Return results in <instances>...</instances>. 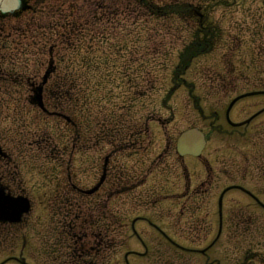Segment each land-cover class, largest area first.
Wrapping results in <instances>:
<instances>
[{
    "label": "rangeland",
    "instance_id": "rangeland-1",
    "mask_svg": "<svg viewBox=\"0 0 264 264\" xmlns=\"http://www.w3.org/2000/svg\"><path fill=\"white\" fill-rule=\"evenodd\" d=\"M38 3H41L42 0H36ZM48 1V0H47ZM149 1V0H147ZM154 4L157 5H165L168 6L171 2H186L189 3L190 1L193 2H204L203 0H152ZM221 1V0H220ZM50 4L52 3H63L64 8L67 12L68 6L70 4H73L75 8H77L79 14L81 17L86 18L88 20L87 22V27H89V33L94 34L98 36L94 30V27L92 25V22L94 23L93 17L87 12L88 9H91L92 6H99L101 4L107 5L110 7L109 13L106 15L107 18L103 20V25L108 28L109 31L112 29L114 30L112 32V39L117 38L118 40H122L124 35H129L131 41H128L126 43H119L123 45L124 49L126 50L127 53H133L135 58H140V60L143 62H147L150 64L152 72L155 74H158V83L162 85V93L169 88L172 85L171 82V77H172V69L173 66L176 64V52L175 48H169L166 49L170 44H172V40L175 38L176 32L174 31L173 28V20L179 26H184L188 25L186 24V21L188 20L189 16L187 12H184L183 10H180L181 14L179 15V19L175 17L174 15L171 16V14L167 15L166 17H161L158 18L152 14H149L148 10L146 7H144L139 0H49ZM222 5L218 6L219 13L224 12V13H230L232 11H239L241 8L240 6L243 4L245 6L252 5L253 2L246 3L244 0H236L231 1V0H223L221 1ZM215 3V2H214ZM130 6L131 12H130V21L128 24H124L125 26H120L116 25L121 21L120 13L126 6ZM214 6H211V9ZM102 16V15H100ZM27 20V19H25ZM52 19L48 17L47 15H44L42 17V20L39 22L44 23L45 25L51 24ZM75 22H78L77 20ZM172 22V23H171ZM17 23L16 21H13L12 24ZM167 25L170 27L167 28ZM157 29L158 33L160 36L157 34ZM108 30H104V33L102 36H99V39H104L105 40V35L107 34ZM180 32V31H179ZM185 33L181 30L180 36L182 34L185 35ZM102 41V42H103ZM99 42L100 41H95ZM107 46L106 44H102L101 46ZM120 50V49H118ZM165 51V52H164ZM113 52V51H112ZM164 52V53H163ZM143 56V58H141ZM36 55L34 58L36 59ZM32 57H25L22 58V60L25 59H31ZM33 69V68H31ZM35 70V69H33ZM194 70L193 68L192 71H190L186 78L187 80L191 81L193 80L194 77ZM45 71L43 72V74ZM13 77L11 76V79ZM162 93L160 92L159 86L157 87L155 91V95L153 97V100L155 101L156 99H160ZM175 97L172 99L170 97L168 101V105L166 109H163V116L170 115L169 122L173 125L170 126V129H173L175 131L180 130L181 128H186V126L189 125H194L200 127L204 132H207L210 134L211 137V146L209 148V151L207 152L206 158L207 159H213L217 158L218 156L222 158H229L230 160L226 164L227 171L229 170L230 172L233 173H238L239 171H248V169H245V164L242 163V160H237L239 158H242L243 156H249L252 159H257L259 157L264 158V111H260L262 107H264V102L263 101H250V99L245 98L244 101L240 104H238L235 109L232 110V113H230L229 118H233L234 122H240L244 121L246 118L255 115V120L247 126L246 129L241 128V132L244 131L246 135H243L241 133H226L224 131L228 130L229 128L221 126L222 129L219 128H213L218 126L217 124H211L210 119H204L201 118L199 111L196 110L195 108H192L191 102L187 99V95L185 91H182L181 89L176 91ZM227 101L222 102L218 101L215 103L212 102H207L206 108L204 109L207 114L211 115L215 110L222 111V114L225 112V104ZM225 106V107H224ZM246 107H253V110H247ZM29 109V108H28ZM26 119L28 122L33 123L34 125L29 126V131L28 135H32L35 131H39L41 134V131L43 129L48 130L47 134H53V131L56 130V127L54 126L55 119L51 118L50 121L46 122L44 119L36 121L35 118V113L31 111V109L28 110V112L25 114ZM231 118V120H232ZM80 120V118L78 117ZM37 122V125L35 123ZM224 130V131H222ZM61 128H58L57 134H60ZM229 131V130H228ZM248 136L252 137L250 140H246ZM244 140L246 142L244 143ZM244 143V144H243ZM217 150H220L218 153H216ZM145 160L148 162L151 160L150 156H145ZM177 161L179 158L177 157ZM174 154L169 153L168 154V161L172 165L168 166H159L158 168L154 169L158 177L161 178H169V176L172 173L180 172L181 169L183 168V164L180 161L176 162ZM191 158L186 159L187 164L185 165L186 168H189L191 171H193V174L191 175L194 178H199L202 176V165L201 163L198 162L197 165H195L194 168L191 167ZM236 159V160H235ZM176 162V163H174ZM174 163V164H173ZM37 165L40 163H36ZM76 166L79 165L81 166L80 168V174L79 179H81V182L89 183L90 182V175H89V170L86 166L81 164V160H77L74 163ZM35 165H33V168ZM49 170L51 169V165L47 166ZM253 170H258V168H253ZM36 174V169L34 168V180H38V177L40 175H35ZM44 176H50V173H46ZM171 180H174V177L171 176ZM49 181V180H48ZM36 182V181H35ZM47 182V181H46ZM45 182V183H46ZM176 182V181H174ZM263 184L260 186H264V179H262ZM40 183V182H39ZM228 183V182H227ZM40 184H43L42 182ZM54 183H51L53 185ZM246 187H253V188H259L258 184H256L255 180H249L245 184ZM264 191V190H262ZM230 193L227 195L229 196ZM258 196H261L262 199H264V193H259ZM240 201L238 205L243 204L244 207L248 208L250 207L251 201L249 198L244 195L239 193L236 196ZM249 200V201H248ZM43 202H45L47 205H49V200L48 199H42ZM206 200H198L197 205H198V213H197V219L199 222V225L201 227L200 230H193L192 232H178L179 234L183 235V239L188 240V242H191L192 239H196L197 241L201 240L202 238L207 239V242L202 243V245H199L196 243L195 245H187L186 247L180 248L179 246L177 247H171V249L168 251L166 250V243L158 235V232L155 231L153 228L151 229L150 226L147 224L139 223L136 227V232L138 233L139 236H143L142 239H137L136 237L133 238H126L127 236H124L123 239H117L118 242H120V246L123 248H120V253L121 257H123L124 252L130 251L131 253H134L133 250H140L143 252L144 246L146 245V251H149L146 254H143V256H139L136 254H129L128 256V262L130 264H183V261H185L186 264H204L206 261L205 258L202 260H196L197 254L195 252L198 250H201L203 246L212 244L213 239L217 238L215 236V231L212 229V231L209 233L210 239L208 238L209 235L207 234L206 230L208 226L205 227L207 223V218H206V205L204 203ZM224 201V199H223ZM244 201H248L245 203ZM37 203L39 201L37 200ZM43 212L44 207L41 205ZM49 209V208H48ZM178 208L176 207L175 204H161L160 206L154 207L150 206L147 211H144L146 216H153V213H161V212H171V211H176ZM48 210L46 212V217L48 218ZM39 215V213H37ZM264 216V213H262ZM216 214L215 211H213L212 218L214 219L215 223V218ZM43 219V217H41ZM32 218L29 219L31 221ZM156 221V220H155ZM152 221V222H155ZM92 224H87L86 227H83L79 233H76L78 236H83L81 235L82 232L86 236L87 232L91 229ZM7 226L3 227L0 225V236L4 237L5 236V231L9 230ZM209 229V228H208ZM129 231V228H128ZM127 231V235H129V232ZM56 232V237L52 240L45 241L43 244L50 245L49 243H53L54 241L56 242H64V240H67L70 236L68 235V228L65 230V228H59L55 230ZM59 236H64V237H59ZM203 236V237H202ZM224 237V236H223ZM245 240H251L249 237H244ZM2 240V238H0ZM244 239L241 238L239 241L242 243L243 241L245 242ZM225 237L224 239H220L214 247L217 249V251L222 254L227 253L228 255L232 254V250L234 252V244L231 246H227L225 244ZM1 245V244H0ZM124 245V246H123ZM213 248V250H215ZM131 249V250H130ZM44 252L43 255L38 256V262L37 264H44L47 257H52L56 258V253L58 252H52L48 251L46 249L43 250ZM133 251V252H132ZM208 258L211 256V250L207 252ZM2 260V256L0 255V261ZM122 264V263H120Z\"/></svg>",
    "mask_w": 264,
    "mask_h": 264
},
{
    "label": "flooded vegetation",
    "instance_id": "flooded-vegetation-1",
    "mask_svg": "<svg viewBox=\"0 0 264 264\" xmlns=\"http://www.w3.org/2000/svg\"><path fill=\"white\" fill-rule=\"evenodd\" d=\"M12 149H11V146L8 147L7 144H4V145L0 144V164L3 163L0 165V168L2 170V171L0 170L1 171L0 172V185H1L0 189L1 190L3 189L4 193L7 194L8 196H11V197L12 196H19V190L17 189V186H18V179H17L18 170H17V167L20 164L25 163V155H24L25 153L21 149H17L16 147H12ZM14 149H15V152H14ZM19 152H21V153H19ZM11 153H12V155H11ZM17 157L20 159L17 160L18 159ZM4 167H6V168H4ZM211 186H212V183H211V181H209L208 182V189ZM215 186L216 187L219 186V181L216 182ZM248 195H251V194H248ZM241 207L243 210H245V207L243 204H241ZM207 209H208L207 213L210 214L212 217L213 212H212L211 208H207ZM248 218H250V216L247 215L242 210H240L239 212H234L233 210H231L230 212L226 213L225 219L223 218L222 225H224V220H225V224L227 225V227L235 228V231L233 232V235H232L233 238L236 235H239L240 237L241 236L247 237V235L251 232V225H248L246 223ZM245 224H247L249 226V229L247 230V232L244 230ZM261 244L262 243L260 241H257L255 239V237L253 236L250 241H248L246 243H242V245L235 246L234 252L232 250V254L230 255V257L238 256L237 260L242 258L240 264H254L255 262H259L260 264H262V263L264 264V260H263L264 259V250H259V248L262 247ZM244 249H246V250L244 251ZM253 251H260L262 258L257 259V260H253L252 256H251ZM214 262H212V264H219V258H214Z\"/></svg>",
    "mask_w": 264,
    "mask_h": 264
},
{
    "label": "bare ground",
    "instance_id": "bare-ground-1",
    "mask_svg": "<svg viewBox=\"0 0 264 264\" xmlns=\"http://www.w3.org/2000/svg\"><path fill=\"white\" fill-rule=\"evenodd\" d=\"M3 147V146H2ZM6 149V148H5ZM12 149V147H11ZM18 149V148H17ZM3 150V149H2ZM13 150V149H12ZM6 152V151H5ZM14 152H15V149H14ZM22 152V151H21ZM19 152V153H21ZM18 154V153H17ZM12 155V153H11ZM13 157V156H12ZM10 158V157H9ZM18 158V157H17ZM20 158H18L17 160H19ZM3 162V161H2ZM15 163V162H14ZM3 164V163H1ZM0 164V165H1ZM13 164V163H12ZM7 166V165H6ZM11 166V165H10ZM12 167V166H11ZM6 168V167H4ZM13 169V168H12ZM11 169V170H12ZM1 170V168H0ZM10 170V169H9ZM2 171V170H1ZM0 171V172H1ZM7 171V170H6ZM16 172V171H15ZM14 174V173H13ZM11 176V175H10ZM3 178V177H2ZM12 179V178H11ZM3 180V179H2ZM1 180V181H2ZM4 183V182H3ZM1 186V185H0ZM5 186V185H4ZM8 192V191H7ZM13 194V193H12ZM258 203V204H257ZM257 203H255L254 207L250 210V213L248 214L250 216V218L247 219V224L248 225H251V232L253 234H256V235H259L262 237H264V216L262 215V213H264V203L262 201H258ZM0 214L1 215H6V216H13L14 212H13V209L10 208V207H6V208H0ZM245 224V228L244 230L247 232V230L249 229V226ZM253 224V225H252ZM65 228V230L68 228L66 226H63ZM68 235L70 236L69 238L71 239H75L78 235L75 234V232L73 233H69L68 232ZM83 236L84 233L82 232ZM83 236H79V237H83ZM59 237H64V236H59ZM69 238H67V240H64V242L60 243V242H56L54 241L53 243H49L50 245H47V244H43L41 245V251L44 252L43 250L46 249L48 251H52V252H57L58 251V247L59 246H65L69 241ZM41 255H43V253H41ZM252 259L253 260H257V259H260L262 258V255H261V252L260 251H253L252 254ZM264 260V259H263ZM257 264H260L259 262Z\"/></svg>",
    "mask_w": 264,
    "mask_h": 264
},
{
    "label": "water",
    "instance_id": "water-1",
    "mask_svg": "<svg viewBox=\"0 0 264 264\" xmlns=\"http://www.w3.org/2000/svg\"><path fill=\"white\" fill-rule=\"evenodd\" d=\"M23 1L21 0H0V12H8L12 11L13 9L19 7L22 4ZM2 7V8H1ZM187 135L190 136H199L197 132L195 131H189Z\"/></svg>",
    "mask_w": 264,
    "mask_h": 264
}]
</instances>
